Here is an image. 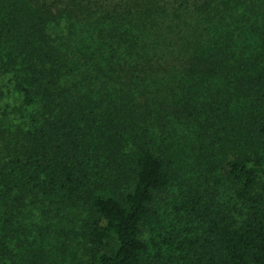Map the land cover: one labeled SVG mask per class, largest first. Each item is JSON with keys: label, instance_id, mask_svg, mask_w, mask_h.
<instances>
[{"label": "trees", "instance_id": "16d2710c", "mask_svg": "<svg viewBox=\"0 0 264 264\" xmlns=\"http://www.w3.org/2000/svg\"><path fill=\"white\" fill-rule=\"evenodd\" d=\"M0 7V44L22 55L2 63L22 125L0 111V264H22L25 210L50 219L76 200L88 264H142L144 224L173 183L170 131L205 114L220 124L230 106L240 123L220 141L233 192L208 200L194 188L174 204L202 225L180 243L181 264H264V0Z\"/></svg>", "mask_w": 264, "mask_h": 264}, {"label": "rangeland", "instance_id": "374dc122", "mask_svg": "<svg viewBox=\"0 0 264 264\" xmlns=\"http://www.w3.org/2000/svg\"><path fill=\"white\" fill-rule=\"evenodd\" d=\"M4 18V10L0 7V28ZM247 44L251 46L249 42ZM8 53L10 56L16 55L18 60L22 58L20 52L10 44H0V111L6 107L5 110L10 112L13 121L22 125V115L19 114L22 112V93L19 94L18 101L10 97L15 78L12 73L2 71V63ZM82 78L81 72L77 79ZM244 99L245 97H242L241 102ZM141 102H145V99H141ZM241 102L237 103L235 100L233 106L245 104H240ZM112 110H115V117L112 119L114 125L109 127L114 129L117 123H122L119 112L115 108ZM26 113L31 114L32 109ZM234 114L235 110L230 106L225 109V119L220 124L213 117L207 119L205 114L192 120L190 124L176 123L175 129L170 131L171 151L168 161L171 163L173 183L166 198L157 202L155 214L144 224V238L148 242V249L143 255L142 264H153L156 261L181 264L180 243L187 236L192 237L201 232L200 223L190 222L184 213L174 207V204L180 203L184 194L194 193L193 189L197 188L205 198L212 200L216 194L221 198H228V194L233 192V184L225 176V168L231 154L220 140L225 131H233L238 127L240 120L234 118ZM216 128L220 130L216 131ZM108 162L105 158L99 166ZM220 178L222 183L219 182ZM263 179L261 178V181ZM260 185L261 183L257 185L255 191L260 190ZM84 204V200H76L66 209L59 210L55 207L50 219L37 212L25 210L22 222L16 226L17 235L22 238V264H88L83 249L84 216L81 215L80 209ZM237 205L239 216L245 209L240 203ZM44 229L48 233L44 232Z\"/></svg>", "mask_w": 264, "mask_h": 264}]
</instances>
